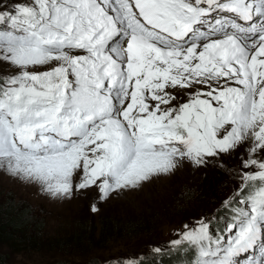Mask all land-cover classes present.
<instances>
[{"label":"snow or ice","instance_id":"obj_1","mask_svg":"<svg viewBox=\"0 0 264 264\" xmlns=\"http://www.w3.org/2000/svg\"><path fill=\"white\" fill-rule=\"evenodd\" d=\"M258 3L264 5V0ZM253 7L251 0L0 3V153L14 154L17 166L22 161L31 163L30 154L44 149L64 156L63 160L37 162V171L51 175L80 160L82 149L91 145L98 156L92 161L95 174L97 170L115 168L140 146L148 148L172 137L183 142L177 132L190 123L191 113L164 116L158 105L152 112L150 101L157 100L155 93L161 87L158 82L165 78L160 66L178 64L180 59L187 62L191 57L197 64L239 60L243 50L238 41L243 36L228 35L211 44L194 43L191 47L184 44L189 37L196 42L204 39L201 29L206 18L217 34L229 29L245 31L221 19L235 14L251 21L246 30L256 32L262 41L254 45L257 51L250 70L256 76L264 73V20L259 21V31L255 27L264 8H256L254 18L249 15ZM207 95L219 107H209L201 100L186 105V109L197 113L203 110L204 119L214 125L226 118L235 123L242 115L243 93L238 89ZM260 101L264 118V92ZM118 109H125L122 115L127 127L138 132L134 140L118 121L112 120ZM205 127L198 126L197 132ZM194 139L196 144L190 151L199 145L200 137ZM244 168V182L234 201L240 207L232 208L234 222L226 224L219 235L213 232L215 247L213 237H207L209 246L199 250L193 264H264L260 227L264 223V162L253 160ZM210 227L198 222L189 242L206 238Z\"/></svg>","mask_w":264,"mask_h":264},{"label":"rangeland","instance_id":"obj_2","mask_svg":"<svg viewBox=\"0 0 264 264\" xmlns=\"http://www.w3.org/2000/svg\"><path fill=\"white\" fill-rule=\"evenodd\" d=\"M0 3L10 5L14 0H0ZM225 38L211 37L191 43L211 44ZM253 51L254 46L249 49V54ZM251 62L245 64L246 69ZM200 63L203 70L195 67L199 65L195 63V57L187 62L180 59L178 64L160 66L165 78L158 82L161 87L155 93L157 100L150 101L153 113L157 111V105L160 115L164 116L183 117L187 111L191 113L189 121L196 127L207 125L199 133L187 126L180 127L177 136L182 137L183 142L172 137L170 141L148 148L140 146L115 168L97 170L95 174L92 161L98 156L91 145L82 149L80 160L51 175L37 171V162L63 160L64 156L30 154L31 163L22 161L17 166L14 154L0 153V204L10 199L29 208L30 215H35L33 227L41 229L46 245V249L41 247L40 251L11 254L8 264H87L92 259L100 264H130L147 259L156 261L171 254L175 255L174 259L167 264H193L198 259L201 244L205 249L209 245L201 239L189 242L193 227L201 221L209 224L211 227L204 238L207 240V237H213V232L216 235L223 232L233 216L232 205L240 207L234 201L244 182V165L253 160L264 162V147H261L264 145V131H261L264 118L260 115V106L256 107L261 92H264V73L256 76L251 70L241 71L220 59L214 63ZM241 72L246 75L242 76ZM242 80L245 82L239 83ZM228 89H238L246 103L235 123H229L226 118L221 124L214 125L204 119L203 110L197 113L185 107L201 100L207 101L209 107H219L207 93L218 96L221 90ZM124 110L118 109L112 120L118 121L134 140L138 132L127 127L122 115ZM130 115L139 118L138 114ZM196 136L200 137L199 145L190 151L196 144ZM172 148L174 152L168 154ZM197 151L198 155H194ZM108 217L118 222H140L149 231L140 236L119 232L123 238L108 239L101 243L100 249L87 255L76 250L70 252L71 246L63 250L62 256L60 250H47L49 244L55 247L61 242L54 243V240L68 234L57 232L74 223L94 229L93 240H96L99 219ZM87 221L90 227L86 226ZM110 229L107 225L103 237L114 235ZM212 246L215 247L214 237ZM145 250L152 252L151 255L140 259ZM68 253L73 254L68 257ZM185 256L188 258L183 262Z\"/></svg>","mask_w":264,"mask_h":264},{"label":"trees","instance_id":"obj_3","mask_svg":"<svg viewBox=\"0 0 264 264\" xmlns=\"http://www.w3.org/2000/svg\"><path fill=\"white\" fill-rule=\"evenodd\" d=\"M31 210L27 208L23 204L14 203L12 200L7 199L6 201H3L0 204V264H8V257L11 256V254H17L19 252L24 253V250H33V251H40V248L46 249L45 241H43V232L41 233V229H37L34 223V216L30 215ZM89 216V215H88ZM87 216V217H88ZM86 218V217H85ZM87 219V218H86ZM88 220V219H87ZM140 222H132L130 223L128 221L125 222H118L114 220L113 218H106V219H99L98 222V232H97V238L96 240H93L94 238V229H90L85 227H79L77 223H74V225H66V229L64 231H59L57 234L66 233V235H62L61 237L63 239L60 240H54V243H58V241H61L57 246L51 247L49 244L47 246V250H60L62 253L59 255H63V250L68 249V247L71 246L70 252H73V250L80 251L83 254L87 255L90 254L92 251L98 250L101 248V243H106L108 239H115L119 240L123 238V236H119V232L121 234L125 233L126 235H132V236H140L141 234H144L148 232L149 230L146 228H143L142 225L139 224ZM107 225L111 228L110 231L114 234L111 237H103V230L107 227ZM89 225V221H87V225ZM32 229H36L37 231H32ZM63 232V233H62ZM117 232V235L115 236ZM111 233V234H112ZM55 234V235H57ZM125 235V236H126ZM54 236V235H52ZM69 236V237H68ZM129 237V236H128ZM127 237V238H128ZM49 237L45 238L47 240ZM58 238V237H54ZM103 243V244H104ZM92 247V248H90ZM127 248H134V247H126ZM6 249L5 251H2ZM80 249H85L84 251H81ZM124 249V250H125ZM199 248H197L196 251H198ZM48 251V252H49ZM59 253V252H55ZM152 252L145 250L144 255L141 256L143 258H146L151 255ZM73 253L66 254L68 257ZM174 254L168 255L163 257H160L158 260L154 259H147V260H140L136 263H130V264H167L169 260L174 259ZM188 256V255H187ZM187 256L183 259V262L187 261ZM65 257V256H64ZM58 264H67V263H58ZM72 264V263H71ZM87 264H100V261L97 260H89ZM104 264H109L105 263Z\"/></svg>","mask_w":264,"mask_h":264},{"label":"bare ground","instance_id":"obj_4","mask_svg":"<svg viewBox=\"0 0 264 264\" xmlns=\"http://www.w3.org/2000/svg\"><path fill=\"white\" fill-rule=\"evenodd\" d=\"M193 43V42H192ZM192 43H190V44H188V45H186V47H188L189 45H191ZM255 45H257V44H255ZM254 46V45H253ZM253 48V47H252ZM203 62V61H202ZM201 64V63H200ZM200 64L198 65V66H195L196 68H200ZM202 68H200V70H201ZM199 70V69H198ZM203 70V69H202ZM230 222H232V219H230Z\"/></svg>","mask_w":264,"mask_h":264},{"label":"water","instance_id":"obj_5","mask_svg":"<svg viewBox=\"0 0 264 264\" xmlns=\"http://www.w3.org/2000/svg\"><path fill=\"white\" fill-rule=\"evenodd\" d=\"M188 126L191 127V128H193L194 130L197 129L196 126L194 125V123H192V122H190V123L188 124Z\"/></svg>","mask_w":264,"mask_h":264}]
</instances>
